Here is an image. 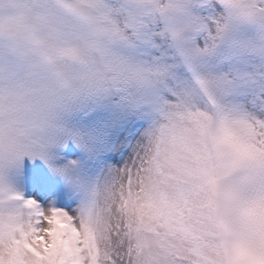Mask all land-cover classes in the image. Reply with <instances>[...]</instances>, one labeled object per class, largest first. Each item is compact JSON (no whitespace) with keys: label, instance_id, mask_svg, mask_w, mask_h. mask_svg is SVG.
<instances>
[{"label":"snow or ice","instance_id":"obj_1","mask_svg":"<svg viewBox=\"0 0 264 264\" xmlns=\"http://www.w3.org/2000/svg\"><path fill=\"white\" fill-rule=\"evenodd\" d=\"M0 264H264V0H0Z\"/></svg>","mask_w":264,"mask_h":264}]
</instances>
